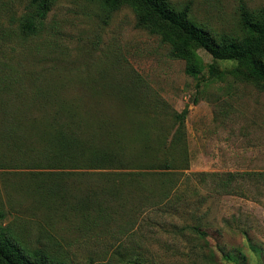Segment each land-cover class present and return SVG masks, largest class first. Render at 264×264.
Returning a JSON list of instances; mask_svg holds the SVG:
<instances>
[{"label":"rangeland","instance_id":"obj_1","mask_svg":"<svg viewBox=\"0 0 264 264\" xmlns=\"http://www.w3.org/2000/svg\"><path fill=\"white\" fill-rule=\"evenodd\" d=\"M169 1L177 8L189 4L193 21L220 34L239 33L240 5L249 10L264 5V0ZM31 10L26 0H0V103L15 110L3 122L27 121L23 130L31 137L28 122L44 124L47 118L31 109L35 103L63 101L76 103L75 119L89 133H102L103 123L146 116L155 118L161 129L156 132L163 134L153 137L170 140L178 128L175 114L188 112L184 139L172 152L178 158L185 147L186 162L175 170L169 198L174 207L168 212L139 202L137 185L131 184L122 187L121 206L108 201L104 217L84 220L70 208L76 183L93 190L111 187L100 172L112 170L49 168L0 151V208L23 244L65 264H264V90L225 74V63L216 66L224 73L217 80L206 71L197 79L186 75L184 62L137 27L128 7L104 19L94 0H56L46 18L36 20L33 35L22 28ZM198 54L212 62L206 51ZM35 89L44 95L36 98ZM3 122L0 116V127ZM230 173L235 175L230 193L216 191L208 175ZM160 176L151 171L139 178L156 193ZM37 182L59 187L58 195L46 202ZM197 223L203 233L189 227Z\"/></svg>","mask_w":264,"mask_h":264},{"label":"trees","instance_id":"obj_2","mask_svg":"<svg viewBox=\"0 0 264 264\" xmlns=\"http://www.w3.org/2000/svg\"><path fill=\"white\" fill-rule=\"evenodd\" d=\"M26 1L33 15L28 16L22 28L26 29L27 34L33 35L38 30L37 21L41 22L46 18L56 0ZM94 1L99 4L104 19H108L112 12L119 8L128 7L135 15L137 27L157 36L162 43L168 45L171 58L184 62L186 75L197 79L206 71L211 79L217 80L225 73L241 78L245 82L249 81L264 90V5L252 10L240 5L239 33L220 34L193 21L189 15V4L177 8L169 0ZM199 50L206 51L212 62L206 64L198 54ZM219 63H225L227 71L224 73L220 71L216 67ZM35 90L36 98L44 95L40 89ZM35 104L36 107L33 106L31 109L44 113L47 118L44 124L35 120L29 121L28 125L33 133L28 137L23 130V125L27 121L3 122L5 118L13 115L15 110L12 111L8 104L0 103V116L3 122L1 123L3 127H0L2 153L21 156L20 162H24V156H27L28 161L33 160L38 166L40 165L38 163H41L49 168L94 167L97 170H112L100 172L104 180L113 182L111 187L93 190L90 187L80 188L76 183V199L70 205L71 210L76 211L75 215L87 221L90 215L104 217L106 210L103 204L116 201L118 206H121L122 187L131 184L137 185L138 201L146 203L145 206L158 205L163 212H168L169 205L174 207L169 199L173 193L172 182L177 175L175 170L186 162V152L185 147H182L178 158H174L172 152L184 139L182 129L187 108L180 114H175L178 128L168 140L166 137H153L163 135L156 132L161 129L153 117L145 116L138 120L130 119L129 116L116 124L110 122L100 124L98 130L102 133H96L95 130L89 133L81 128V124L75 119L76 103L59 101L44 105L38 101ZM22 117L24 115L21 119ZM63 117L67 119L63 120ZM28 145H34L35 148H29ZM7 159L13 161L12 158ZM130 169H138L140 172L135 174L124 171ZM151 171L161 172L156 193L139 178ZM208 176L212 178V186L216 191L230 193L231 182L235 179L234 174ZM37 177L33 178L34 181H38ZM57 189H59L57 186L36 183V191L43 194L46 202H51L58 195ZM61 194L64 198V193ZM128 195L131 196L132 192ZM5 220V211L0 208V264H65L59 257L44 249L27 248ZM189 227L194 232L203 233L199 223Z\"/></svg>","mask_w":264,"mask_h":264}]
</instances>
